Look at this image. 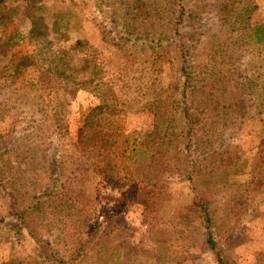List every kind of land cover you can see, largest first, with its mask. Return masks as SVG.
Instances as JSON below:
<instances>
[{"label":"rangeland","instance_id":"rangeland-1","mask_svg":"<svg viewBox=\"0 0 264 264\" xmlns=\"http://www.w3.org/2000/svg\"><path fill=\"white\" fill-rule=\"evenodd\" d=\"M261 25L264 0H0V264H264Z\"/></svg>","mask_w":264,"mask_h":264},{"label":"trees","instance_id":"trees-1","mask_svg":"<svg viewBox=\"0 0 264 264\" xmlns=\"http://www.w3.org/2000/svg\"><path fill=\"white\" fill-rule=\"evenodd\" d=\"M258 29L259 30H262V32H263V35H264V27H263V25H261L260 27H258ZM258 30V31H259ZM261 39V38H260ZM203 209H204V211H205V218H206V220H207V222L209 223L210 222V216H209V212L207 211V208H206V206H204V207H202ZM209 241L212 243V245H214L213 244V239H212V236L211 235H209Z\"/></svg>","mask_w":264,"mask_h":264}]
</instances>
